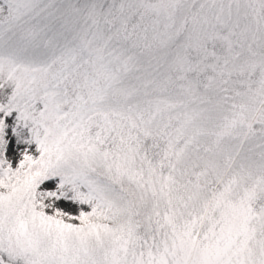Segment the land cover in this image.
Here are the masks:
<instances>
[{"label":"snow or ice","instance_id":"1","mask_svg":"<svg viewBox=\"0 0 264 264\" xmlns=\"http://www.w3.org/2000/svg\"><path fill=\"white\" fill-rule=\"evenodd\" d=\"M0 264H264V0H0Z\"/></svg>","mask_w":264,"mask_h":264}]
</instances>
